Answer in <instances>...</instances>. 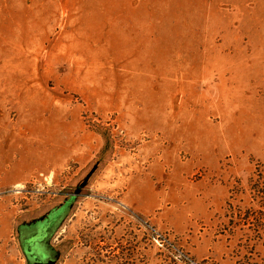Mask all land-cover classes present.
<instances>
[{
    "label": "rangeland",
    "instance_id": "obj_1",
    "mask_svg": "<svg viewBox=\"0 0 264 264\" xmlns=\"http://www.w3.org/2000/svg\"><path fill=\"white\" fill-rule=\"evenodd\" d=\"M0 264H264V0H0Z\"/></svg>",
    "mask_w": 264,
    "mask_h": 264
}]
</instances>
